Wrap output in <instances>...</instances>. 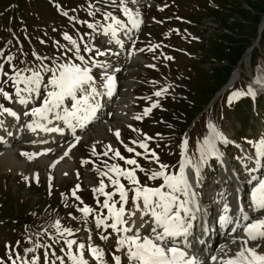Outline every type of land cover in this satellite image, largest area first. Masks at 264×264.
Listing matches in <instances>:
<instances>
[{
  "label": "rangeland",
  "instance_id": "374dc122",
  "mask_svg": "<svg viewBox=\"0 0 264 264\" xmlns=\"http://www.w3.org/2000/svg\"><path fill=\"white\" fill-rule=\"evenodd\" d=\"M234 1L237 7L240 5L249 9L250 12L236 11L232 13L230 21L220 22V18L229 17L227 9ZM244 1L249 4V7ZM257 2L264 5V0H136V3L126 0L127 6L133 10L134 18L141 20L143 24L136 33L124 38L123 30L131 29L129 27L131 23L111 0H0V49L3 50L0 63L5 64L6 71L10 70L5 60V57L9 55L13 57L12 63L17 68H24L25 62L28 66L38 67L40 61L32 55L33 52L40 57L52 59L59 57L63 60L62 54L66 53L67 48L72 47L70 42L64 39L63 34L67 33L82 50L84 45L88 44L89 46L94 45L101 51H106L104 56L95 55V49L93 52L82 51V54L86 60L91 57L96 61L110 64V67L114 65L111 68L115 72L109 75L114 77L116 83L114 89H116V98H118L115 109L110 108L108 101V107L102 114L101 121L106 118L107 121L102 123L109 128L103 130L97 128L98 131L96 128L85 129L86 131L83 130L85 132L80 133L82 135L76 136L79 140L75 136V139L72 136L56 139L48 144L47 148L51 152L46 151V153L42 152L43 147L39 146L37 138L34 139L33 145L31 140L23 135L22 138L25 141L21 142L19 138L20 142L14 144L12 149L18 161L24 163L25 167L23 171L20 168L15 171V168H6L1 163L0 192L5 189V182L8 179L10 188L18 191L20 197L26 198L27 201L39 202L38 207L42 209V213L39 212L37 218H43L46 223L52 225L53 230H46L43 226L36 235V238L39 237L37 239L42 240L38 241L29 228H26L29 226L26 218L15 216V214L6 218L0 209V259L10 264L9 254L13 259L17 254L26 259L37 256L40 257V264H43V254L46 251L53 259V252L64 256L61 248L66 249V246L53 225L57 220L60 221L61 228H68V225L73 226L79 223L82 216L80 217L76 212L81 214L79 209L87 205L92 207L94 212L89 214L87 223L83 220L82 227L86 229L79 230L72 237L82 236L77 241L84 243L86 247L88 244H93L103 248L105 250L104 259L108 264H114L112 255L120 254L116 251L117 234L112 233L110 229H96L95 215L106 214L107 210L101 209L100 204L97 203L98 200L102 202L104 197L94 195L93 188L98 187L99 182L104 180L108 185L105 191H112L113 186L110 185L108 177L101 173L108 172L109 166L114 164L120 165L121 168L133 166L125 164L123 160L116 157L113 151L110 152L109 146L112 150L119 151L125 158L134 157L143 167L145 171L137 170L136 172L141 184L158 187L163 180L162 178L148 179L151 171L159 170V164H165L169 166L166 172L178 173L182 152L187 159L192 160L193 163L197 162L200 157L198 148L202 145L204 137L209 134V124L214 125L228 140L230 137H236L238 140L244 139L252 154L247 150L242 155L232 149L228 151L229 147L226 144L217 141L216 146L223 154L222 161L216 157H209L201 167L198 177L191 167L186 168V172L190 173L189 182L192 185L190 191L196 195L199 192L202 198L209 197L208 193L204 194L202 191V183L211 182L212 186H217L220 176H223V164L226 168H232L234 172H237L234 164L242 166L245 163L248 167H254V161L247 159V156L255 155V149L248 141H257L264 137V117L261 113L256 115L258 102L263 101L262 106L264 107V83H253L257 77H264V30L258 35V43L255 38L256 32L253 31L255 15L258 12ZM89 4L101 11H97L95 16H89ZM116 4H119V0H116ZM65 12L68 15H64ZM105 12L112 13L128 25L117 31L115 35L117 38H113L110 32L105 35L99 29L93 31L80 22L86 20L89 23H96L99 21L101 25L107 26L112 21L104 19L103 13ZM136 12L139 13L138 16L135 15ZM70 17L75 19H70ZM262 27L263 22L259 24L258 30L260 31ZM119 36L124 40L127 51L124 47H121L119 51L118 45H121ZM248 38H250L249 43L253 42V45H256L250 53L251 61L248 58L250 49L247 55L242 53L237 58L238 60L236 59L237 63L231 61L245 48ZM200 39H202L201 42ZM113 40L116 43L119 41L118 45L116 43L115 45ZM109 43H112L113 48L116 46L118 50L113 54L115 56L113 64L109 63L112 56L108 50ZM189 53L197 55L189 57ZM201 53L202 56L198 55ZM119 54L124 57H119ZM52 59L45 60L44 63L51 65ZM201 59L202 62H200ZM76 62L79 63V61ZM231 64L240 66L233 73V75L236 73V80L238 77L241 78H239L240 81L237 80L234 92H247L249 85H252L255 95L240 96L229 102L231 93H234L231 90L225 101L226 105L221 104L223 100L218 99L217 94L210 96L209 100L207 98L204 101L207 103L198 114L199 121L189 132L192 138L187 141L184 150L182 144L187 140L188 132L184 135L178 134L179 124L171 115L173 107L169 106L170 103H176L180 99L178 105L181 106L183 100L200 101L203 93L212 89L210 81L214 85L219 84L217 77L221 76L222 79ZM103 70L106 71L104 68L92 69L99 91L105 89L100 87L104 79L101 75ZM203 83L208 86L205 88ZM4 87L10 92L13 91L11 85H4ZM162 89L166 91L156 96L155 93ZM0 103L13 108L17 114L19 111V120L23 126L26 123L25 119H33L23 115V112L32 105L14 104L3 100L2 97H0ZM153 103L157 104V107H152ZM65 106L71 109V101H66ZM121 106L123 109L119 108ZM146 108H151V111L144 116ZM136 116L142 118L135 119ZM5 117L8 115L0 116V120L4 121ZM117 130L120 133L119 138L115 135ZM177 135L178 139L181 138L178 144L175 141ZM148 137L151 139H147ZM140 142L147 144V152L139 147ZM71 145L75 146L70 147ZM125 145L142 155L136 156L135 152L129 153ZM93 148H95V154ZM153 151L159 157V163L151 159ZM65 152L68 155H65ZM105 152L107 155H104ZM25 153L34 155L29 159ZM42 155H45V159L41 162L39 158ZM52 161L54 165H50ZM58 164L66 168L61 175L55 168ZM109 175L112 173L109 172ZM121 182L128 186L127 180L121 178ZM73 191L76 192L75 196L72 195ZM126 207H131V205H126ZM10 213H12L11 210ZM23 225H26L25 231L18 229ZM100 232L108 234L109 239L101 240ZM85 234H87V239L84 238ZM37 244L51 247L35 248ZM26 248H35V251L25 253ZM259 251L264 252V245ZM84 254L90 264H96L86 250ZM64 259L65 264H71L66 256ZM56 264H59V261H56ZM122 264H128L126 257H122Z\"/></svg>",
  "mask_w": 264,
  "mask_h": 264
},
{
  "label": "snow or ice",
  "instance_id": "6c2138e0",
  "mask_svg": "<svg viewBox=\"0 0 264 264\" xmlns=\"http://www.w3.org/2000/svg\"><path fill=\"white\" fill-rule=\"evenodd\" d=\"M111 2L128 17L133 28L139 27L140 21L134 18L133 10L127 6L126 0H119V4H116V0H111ZM132 3H136V0H132ZM89 9V16H95L97 11H101L92 4H89ZM64 15H68V13L65 12ZM103 15L105 20L111 19L112 23L105 26L101 25L99 21L96 23H89L86 20L80 22L86 24L93 31L99 29L105 35L110 32L114 38L117 31L123 29L125 24L110 12H105ZM135 15L138 16L139 13L136 12ZM70 19L75 18L70 17ZM63 35L64 39L72 45V47L67 48L66 53L62 54L63 60L59 57L55 59L40 57L33 52L32 55L40 61L38 67L28 66L25 62L24 68H17L12 63L13 57L11 55L5 57L9 71L5 70L4 63H0V97L14 104L32 105L23 112L24 116L33 118L32 122L26 125L32 131L42 129L46 132L62 133L64 129L61 127L50 128L41 123V121L51 123L53 119L63 121L73 131L76 127L83 128L86 122L95 117L96 111L100 107L95 98L101 93L98 90L92 69H107L108 65L91 57L86 60L82 51L93 52L95 49L97 56L106 55V51H101L94 45L89 46L88 44H85L82 50L71 36L67 33ZM0 55H3L2 49H0ZM48 59H52L51 65L44 63ZM101 75L104 79L100 87L107 88V95H111L114 77L108 75L107 71ZM253 83H264V77H257ZM4 85H11L13 91L6 90ZM163 91L166 89L157 91L155 95L160 96ZM245 95H255L252 85H249L247 92H234L230 96L229 102ZM69 100L71 101V109L65 106L66 101ZM152 107H157V104L153 103ZM150 111L151 108H146L143 115L147 116ZM4 114L19 118L17 111L0 103V116ZM50 114L51 119L49 118ZM141 118V116L135 117V119ZM73 121L76 123L74 124ZM3 123L4 121L0 120V125ZM115 135L119 138L118 130ZM76 139L79 140V137ZM147 139H151V137ZM217 141L223 144L232 143L214 125L209 124V134L204 137L202 145L198 148L200 157L197 162L193 163L182 152L178 173L166 172L165 170L169 166L165 164H159V170L151 171L148 179L162 178L163 180V183L158 187L141 184L136 172L137 170L145 171L143 167L138 164L134 157L125 158L119 151L112 150L109 146V150L113 151L116 157L123 160L125 164L133 166L121 168L120 165L114 164L109 166L108 172L101 173V175L108 177L110 185L113 186L112 191H105L108 185L105 184L104 180L99 182L98 187L93 188L94 195L104 197L102 202L98 200L97 203L100 204L101 209L107 210L106 214L95 215L96 229H110L112 233L117 234L116 251L120 254L112 255L114 264H122V257L127 258L128 264H202L196 256L189 253L188 245L185 243L193 226L192 221L196 219L195 213L199 211L198 207L195 209L193 207L195 205V193L190 191L192 187L189 182L190 173L186 172V168L191 167L198 177L201 167L209 157H216L217 159L222 157L223 154L216 146ZM248 143L254 147L255 155L247 156V159L253 160L255 166L246 167L245 171L251 174L258 170H264V137L257 141H248ZM74 146L71 145L70 147ZM186 146L187 140L183 142L182 148H186ZM125 147L129 153L135 152V149L127 147V145ZM139 147L145 149V152L148 151V146L144 142H140ZM93 152L95 154V148H93ZM25 155L31 159L34 154L25 153ZM65 155L68 153L65 152ZM104 155H107V152ZM135 155L140 156L142 154L135 152ZM151 159L159 163V157L154 151L151 153ZM109 172L112 175H109ZM121 178L127 180L128 186L121 182ZM253 181L255 184L250 191V206L253 212H264V175L259 177L251 175L249 183ZM72 195L75 196L76 192L73 191ZM117 196L118 199H116ZM76 198L80 199L78 196ZM221 200H223V193H221ZM129 204L131 207H126ZM79 211L83 213L82 219L87 223L89 214L93 213L94 209L85 205ZM222 211L223 214L220 215L219 222L222 227H227L234 220L232 216L228 215L229 206L226 202H224ZM242 221L244 222L242 225L244 235L232 239V243H238V250L229 255L225 252L226 246H221L220 252L224 255H212L210 259L214 264H264V252L259 251L264 245V215L252 219L247 213H242ZM235 223L240 224V220L237 219ZM53 227L56 228L59 238L64 241L66 249L61 248V252H64V256L71 264H90V261L85 258V250L96 264H108L104 259L105 250L103 248L93 244H88L86 247L84 243H80L76 239H69L68 237L74 234L73 230L66 227L61 228L59 220L55 222ZM232 231L236 232L237 227L234 226ZM99 236L104 241L109 239V235L103 232H100ZM182 243H184L183 247L181 246ZM39 247L50 248L51 246L39 244L35 246V248ZM35 248H26L24 251L25 253H32ZM64 256L56 255L53 252V259L46 251L43 254V264H56V261H59V264H65ZM8 262L10 264H18V262L19 264H40V257L32 256L31 259H26L17 254L13 259L12 255L9 254ZM0 264H6V262L0 259Z\"/></svg>",
  "mask_w": 264,
  "mask_h": 264
},
{
  "label": "bare ground",
  "instance_id": "6f19581e",
  "mask_svg": "<svg viewBox=\"0 0 264 264\" xmlns=\"http://www.w3.org/2000/svg\"><path fill=\"white\" fill-rule=\"evenodd\" d=\"M137 20H139V19H137ZM124 30H127L124 33L125 34L124 37L126 36V38H127V36H129L128 34L131 32V29L126 28ZM115 38H117V37H115ZM115 43L116 42L114 40V44ZM120 44L121 45L117 44L118 48H119V51L121 50V47L122 48L124 47V45L122 43V38H121ZM119 55H121V54H119ZM130 56H132V55H130ZM110 62H112V64H113V62H115L114 61V55H112L110 57L109 63ZM111 67H114V65L111 66ZM111 67H110V64H109L107 69H105L108 74H113L115 72L114 69L111 68ZM235 75H236V73L233 75V77H235ZM234 80H236V77L233 79V81ZM114 85H116L115 81H114ZM113 89H114V86H113ZM107 92H108V89L105 88V89L100 91L101 95H99V96H97L95 98V100L98 101L99 104H100V107L96 111L95 117L93 119L89 120L88 122H86L83 128L76 127L74 131H73V129L68 128L63 123V121H58V120H54V119L51 120V123H47L46 121H41V123L46 124V126L50 127V128L61 127V128L64 129V131L62 133L61 132H46V131H43L42 129H36L35 131H32L29 127L26 126V125H28V124H30L32 122V120H29V118L25 119L26 123L23 126L21 124L20 120H19L20 118L17 119L15 117H11V116L10 117L9 116L5 117L3 125H0V139H1L0 140V164L3 163L6 168H11V169L15 168L16 169L15 171H17L18 168H20L22 171L24 170L25 164L18 161L17 155L14 152V150L12 149L16 142L25 141L22 138L23 135L27 136L28 139L31 140L33 145H34V142H35L34 139H36V138L38 139L40 144H42V145L47 144L48 145L49 143L53 142L56 139H59V140L63 139L64 136H66V137H71L72 136L73 138H74V136L75 137L76 136H80V135H82L80 133H82V131L87 129V128H96V129L98 128L99 130H103L105 128H109V126L105 125L101 121V119L103 118L101 110L106 105L108 106V101H109L110 108L114 107V109H115V104L118 103V98H116V92H114L113 94L111 92V95H107ZM90 102H95V101H90ZM119 108L123 109L122 106L119 107ZM117 114L120 115L119 112H117ZM18 117H19V111H18ZM49 118L51 119V114H50ZM5 121H6V123H5ZM73 123L75 124L76 121H73ZM6 126H8V129H6ZM98 129L96 131H98ZM9 133H11V134L9 135ZM18 140H20V141H18ZM60 147H62V146H60ZM44 159H45V155H42V157L39 158V160L41 162ZM50 165H54L53 162H50ZM64 165H67V164H64ZM64 165H61V164L55 165V168L58 170L59 175H61L62 171L64 169H66ZM223 169H226V167L224 165H223ZM223 172H224V175L220 177V179H221L220 182H225V181L230 182V185H229L228 189L225 190L226 194L223 195V201L228 200V202H226V203L230 204L231 210L234 211V212H240L242 209H240V208L238 209L237 207H235L233 205L231 195L236 193L237 196H241L242 195L241 192H242L243 189H242V187L240 185H236V184L233 183L232 179L235 177L233 172H230L228 169L224 170ZM248 182H249V180H248ZM222 189H223V186L218 188V191H216V192L213 191V194L211 195V197L214 198V199H218V198L221 199V193L224 194V191L220 192V190H222ZM230 198H231V200H230ZM194 200H195V205L194 206L190 205V206H193L194 209H195V207L200 208L201 205H200L199 201L197 200V198H194ZM229 200H230V202H229ZM223 204H224V202H223ZM220 210H221V208L218 209V210H210V207H209V211H212L213 214L215 213L217 218H219L220 215L223 214L222 212H220ZM207 212H208V208H204V209H201L200 213L205 215V214H207ZM197 218H198V214L196 213V219L193 220V221H196ZM255 218H258V217H255ZM243 235H244L243 231H240L239 234H238L239 237H242ZM197 240H199V239H197ZM185 243L188 245L189 253L191 255L196 256L202 262V264H214V262H212L211 259H210L212 255H218V256L224 255V253L220 252L221 246H226L225 252H227L229 255H231L235 251H237L238 250V246H239L238 243L234 244V243H232V241H227L226 243H221V246L219 248L214 249L212 251V252H214L213 254H212V252H208L206 255H203V256L201 255V257H200L199 256L200 254L198 253V249H197L199 247V243L196 241L194 235L189 234V236L187 237ZM181 246L183 247L184 243H182ZM204 251L207 252L208 248L205 249Z\"/></svg>",
  "mask_w": 264,
  "mask_h": 264
},
{
  "label": "trees",
  "instance_id": "16d2710c",
  "mask_svg": "<svg viewBox=\"0 0 264 264\" xmlns=\"http://www.w3.org/2000/svg\"><path fill=\"white\" fill-rule=\"evenodd\" d=\"M254 1V0H251ZM248 4V3H247ZM256 5L258 6V12L255 15V23H254V29L256 27V23H258L259 18L261 17V15H263L264 13V5L259 4L258 2L256 3ZM249 7V4H248ZM238 8V9H237ZM236 11H243V12H250L249 9H246L244 7H241L240 5L237 7L236 2L234 1L231 6L228 8L227 13L229 14V17L227 19L222 18L221 21H229V18H231L232 13H235ZM244 48L242 49L241 52H243ZM240 53H238L233 59H231V61H236V59L240 56ZM237 63V62H236ZM230 64V62H229ZM234 64H231V67H233ZM230 67V69H231ZM230 69H227V73L222 77L219 74L220 77H217V81L219 84H213L211 81V85H212V89L210 91H208L207 93H203V97L200 101L198 100H191V101H186L183 100L182 105L179 106V102L180 99L175 103H170L169 106L173 107L172 110V117H174V119L178 122L179 124V131L178 134L180 133V135H182L184 133V131L189 127L190 123L195 119V117L197 116V114L203 109L205 103V100H209L210 96H213L218 89L220 88V86L226 81L229 73L231 72ZM189 72V71H188ZM197 75V73H196ZM198 76V75H197ZM198 79L195 78V81ZM224 79V80H223ZM215 80V81H216ZM223 81V82H222ZM205 88L208 86V84L203 83ZM197 93V91H196ZM190 95V92L188 93ZM229 96V92H227L221 101V104L224 103V105H226V100ZM197 121V120H196ZM195 121V122H196ZM178 137V135H177ZM181 138H179L177 141L179 142ZM7 182H5V189L2 190V192H0V203H1V211L3 212V216H5L6 218L9 217L11 214H15L18 215V217H24L27 220V224H29V226L26 227V225H23L21 228L19 227L18 229L25 231L26 228H29V230L34 234L35 238L36 235H38V231L40 229H42V227L44 226L46 228V230H51L52 229V225L46 223L43 218H37V214L39 212L42 213V209L38 207V203L39 202H33V200L27 201L26 198L24 197H20V193L18 191H15L13 189L10 188V181L8 179H6ZM9 182V183H8ZM1 189V188H0ZM7 208V209H6ZM10 210L12 211V213H10ZM45 212V211H44ZM80 217L82 216V214H80L79 212H76ZM69 214V213H68ZM30 220V223H29ZM83 221L81 220L79 223L72 225H68L69 229L73 230L74 232H77L76 230H80L82 229V224ZM26 227V228H25ZM53 230V229H52ZM39 238V237H37ZM36 238V239H37ZM38 241H42L41 239H37Z\"/></svg>",
  "mask_w": 264,
  "mask_h": 264
}]
</instances>
